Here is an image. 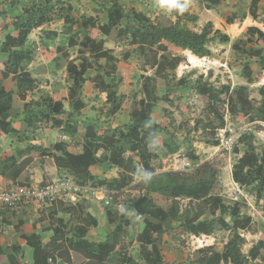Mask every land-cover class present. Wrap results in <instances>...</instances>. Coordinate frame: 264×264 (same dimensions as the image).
<instances>
[{"label":"trees","instance_id":"obj_1","mask_svg":"<svg viewBox=\"0 0 264 264\" xmlns=\"http://www.w3.org/2000/svg\"><path fill=\"white\" fill-rule=\"evenodd\" d=\"M73 1L43 0V3L27 6L23 10V15L12 23L17 36L8 34L4 41H0V53H9L11 56L7 63L0 62V70L3 78H9L11 75L16 78L22 100H26L27 92L35 88V80L29 72L19 73L20 63L25 59L30 60L33 54L23 48L34 30L44 28L56 20L63 21V34L69 36L67 47L75 48L77 54L73 58L60 46L55 50L43 49L44 59L47 61L55 59L57 64L66 67L73 78L74 83L69 90V97L76 111L85 105L80 99V93L86 81V74L94 70L95 88L99 93L107 94L110 116H115L120 110L129 107H126L127 98L118 94L119 85L115 77L118 61L113 52L105 47L106 41L98 39L99 31L108 41L125 42L129 46L123 57L125 60L129 58L130 52H135L140 56L145 69H155V78L152 81L156 86L163 83L166 86V81L177 78L176 74L170 72L175 71L186 59L176 53L188 51L198 58H209L212 56L213 43L228 44L231 41L230 36L215 29L212 22H208L199 32L190 29L185 23H196L199 18L190 14L188 10L182 15L176 12L170 13L169 16L158 14L152 21L134 8L127 10L116 0H111L109 7L104 6L96 10L95 16L81 17L80 21L86 34L79 38L73 32L79 23L73 16ZM224 1L226 0H202L208 10H216ZM258 3L259 0H252L250 5L255 19L258 18ZM105 13L107 22L101 24L100 18ZM226 22L231 25L234 19L228 18ZM245 33L249 35L245 44L235 42L232 48L246 59H256L258 67L264 71V33L256 28H249ZM101 60H105L111 68L102 65L94 67V62L99 63ZM243 76L248 84L257 83L262 78L260 74L254 75L249 62L243 67ZM108 79H111V82L108 83ZM202 80L203 77H199L194 89L203 98L212 116L205 125L214 137L210 144L214 146L220 144L215 138L220 130H225V113L222 109L226 106L229 114L240 118L241 121L256 113L257 119L264 122V100L257 106L249 96L248 86L232 88L223 85L216 88ZM183 83L184 79L178 81V84ZM143 91L145 98L131 108L132 124L118 128L106 127L103 133L99 134L100 123L95 120L85 121L88 126L78 129L71 119L65 121L61 118L66 113L63 102L55 101L47 94H43L37 101L27 103L25 118L15 122L9 115L8 103L2 99L7 96L6 92L0 86V132L11 135L13 139L20 138L27 132L49 131L53 128H62L71 135L83 134L85 145L79 155L69 154L64 142H58L51 148L31 146L26 149L27 153L33 150L32 152H36L34 155L53 159L58 171L68 173L80 186L92 184L95 187H105L109 191L122 192L133 184L141 168L142 173L148 178H143L137 183L141 194L131 200L130 206L136 216L142 219L141 233L137 241L141 243V252L146 264H165L162 252L163 239L173 228L174 223H180L183 233H194L199 236L210 237L222 229L230 232V238L222 252L214 250L213 247L199 249L194 252L189 264H264L263 239L259 240L248 254L243 253L244 240L241 232L254 234L257 233L258 227L251 216L242 215V207L238 201L220 196L210 197L212 214L220 212L221 215L219 218L200 222L197 221L198 217L189 219L190 211L181 208L178 199L183 193L193 194L192 198L196 200L210 193L213 180L198 178L200 167L193 177L173 172L156 174L153 162L158 160L160 149L155 145L154 139L161 127L152 118V111L158 103L171 102L172 99L160 97L148 85L144 86ZM69 114L72 115V112ZM253 139L254 137L249 135L246 140H240L244 151L232 171V178L241 188H252L257 201L264 202V153L262 156L257 153L256 147L252 145ZM150 146H153V152ZM165 148L170 154L178 151L177 147L169 145ZM99 151H102L100 158L97 157ZM234 152L238 154L240 151L235 148ZM100 161L120 169L123 173L118 179L97 180L90 173V169ZM6 164L9 168L16 165L13 159ZM29 172L32 174L27 175ZM33 175L32 167L27 170L21 167L12 175V179L22 185H31ZM155 195H162L171 200V205L168 208L158 206L155 203ZM73 210L74 208L66 209L70 213ZM106 213L109 222L116 224V227L108 233L103 242L94 243L86 238L89 228L97 226V221L90 216L82 218V225L78 228L71 225L72 220L64 225L63 220L57 219L56 224L49 229L53 232V237L46 246L42 244L40 235L29 237L27 243L34 249V264H55L56 257L69 260L72 264H108L110 257L121 251L126 231L131 223L125 220L124 215L120 216L119 221L112 218L110 207H106ZM223 215L229 216L233 220L232 224L224 220ZM120 261L122 264H137L133 257L121 252ZM14 262L13 256H8L0 250V264Z\"/></svg>","mask_w":264,"mask_h":264},{"label":"rangeland","instance_id":"obj_2","mask_svg":"<svg viewBox=\"0 0 264 264\" xmlns=\"http://www.w3.org/2000/svg\"><path fill=\"white\" fill-rule=\"evenodd\" d=\"M122 4L127 10L134 8L135 10L145 14L152 21L158 14L170 15L165 11L159 10L155 7V0H116ZM33 3H43V0H28L27 5ZM111 0H74L72 5L74 8L73 16L79 20V23L74 28V34L83 38L86 34L81 24L82 16H95V11L102 9L104 6L109 7ZM249 0H237L236 2L229 1V4L221 6L216 10H208L203 4L202 0H189L188 11L192 15L198 16L196 23H185L190 29L201 31L208 22H212L215 29L222 32H228L230 35V43L220 44L213 43L211 45L212 56L209 58L200 59L194 63L190 62V54L187 51L176 53L182 55L186 61L182 63L175 71L170 72L176 74L177 78L171 81L156 86L153 83L155 78V69H145L141 63L140 56L135 52H130L129 58L124 59L129 46L125 42L115 43L108 41L107 37L99 31V40H105V47L111 50L117 59L116 68V82L119 85L118 92L127 97L126 107L122 112L116 116H110V106L107 104L106 95L97 92L92 86L88 88L83 87L80 93V99L84 102V107L77 114L74 113L76 120L79 118L81 122H77V126L82 128L87 121V117H95L96 121L100 123L101 129L113 126L114 123L123 121V117L127 116L134 104L139 99L144 98V86L148 85L160 97L171 98L172 101L160 102L152 111V118L160 125L161 129L158 131L154 139L155 145L160 149L158 151V160L153 162L156 167V174L161 173H185L187 177L195 176L198 171V178L213 180L210 193L201 199L192 198L193 194L183 193L178 199L180 206L184 210H189L192 217H198L197 221H207L212 218H219L220 212L212 214V207L210 206V197L220 196L231 200L238 201L242 207L243 216H251L254 223L257 224V233L241 232L243 236V252L248 253L249 249L256 244L260 239L264 240V202L257 201L255 192L252 188L245 189L235 184L232 178V171L237 165L239 158L242 156L244 147L240 140H246L249 135H252V145L256 147L257 153L260 156L264 153V122L256 117V113L249 115L243 121L240 118L231 116L228 112L227 106L222 109L225 113L226 127L225 130H220L216 135V140L220 144L214 146L210 144L214 137L210 131L205 128L209 118H212L207 104L203 98L199 96L194 89V85L198 82L199 77H203L202 82H208L216 88L223 85L231 86L232 88L239 86H248L249 96L259 106L264 100V73L260 74L261 80L254 84H248L247 79L243 76V66L249 61L252 71H258L255 59L247 60L245 57L236 53L232 45L235 42L245 44L247 36L242 34L236 35L229 28L225 20L227 17L238 18L234 13L235 9L246 11L248 9ZM262 6H264L262 4ZM242 13V12H241ZM237 21V20H236ZM106 13L100 18L101 24H106ZM262 23L264 24V16H262ZM63 21L56 20L50 25L45 26L42 30H36L35 38L30 40L23 50H30L32 60L35 64L43 62V49L55 50L57 47H64L65 52H69L71 57L76 56L75 48H68L67 41L69 36L63 34ZM236 31V27H234ZM253 45V44H252ZM47 61V60H45ZM47 62L49 68H54L56 73H53L46 81L48 88L46 91L52 94L53 98H64L70 85V79L67 69L62 68L55 61ZM99 65L111 68L110 64H106L105 60L94 62V67ZM58 69H56V67ZM226 66L228 70L225 69ZM95 75V71H91ZM89 72V73H91ZM88 73V74H89ZM180 79H184L183 85L178 84ZM110 82V79L107 80ZM87 80L85 81V83ZM84 83V86H85ZM148 99V96L146 100ZM69 113L72 112L67 108ZM64 116V119H69L72 116ZM71 116V117H70ZM73 120V118H71ZM100 129V128H99ZM98 129V130H99ZM60 131V130H59ZM100 132V131H99ZM227 132V133H226ZM58 140H62L65 136L64 132L58 133ZM70 136L69 134H67ZM80 135H77L78 137ZM73 137L68 140V145L75 147L80 143V139ZM83 138L82 136H80ZM233 138L234 146L231 150L226 151L223 143L226 139ZM49 144V141L47 142ZM166 145L177 147L178 151L170 154L169 150L165 148ZM153 152V146H150ZM238 148L239 153H235L234 149ZM196 158V159H195ZM189 165V166H188ZM93 174L104 179H117L120 177L118 171L110 166L107 171L101 166L92 168ZM143 178H148L140 170V174L135 178L133 184L123 190L122 192L104 191V195L100 192V188L87 186L90 188L91 198L96 201L97 206L101 211L110 207L112 218L125 216V220L131 223V226L126 231V236L122 243L121 253L133 257L137 264H146L143 254L141 252V245L137 242V236L141 233L140 224L142 219L136 216L134 210L131 208V200L137 198L140 194V187L137 185ZM75 182V181H74ZM76 183V182H75ZM76 185H78L76 183ZM79 186V185H78ZM88 190V191H89ZM84 192V189L82 190ZM87 191V192H88ZM87 192L84 194H87ZM81 194V193H79ZM108 202V204H107ZM155 203L158 206L168 208L171 205V200L166 199L162 195H155ZM224 220H232L229 216L223 215ZM116 227V224L110 225L108 222L101 224L102 233H109ZM230 238V232L226 230H218L213 236L203 238V236L194 233H183L180 223H174L173 228L164 235L162 252L165 264H189L193 259L192 256L195 251L206 247H213L214 250L222 252ZM120 252L115 254L111 260V264H121Z\"/></svg>","mask_w":264,"mask_h":264},{"label":"crops","instance_id":"obj_3","mask_svg":"<svg viewBox=\"0 0 264 264\" xmlns=\"http://www.w3.org/2000/svg\"><path fill=\"white\" fill-rule=\"evenodd\" d=\"M229 1L236 2L237 0H226L222 2L219 8L221 6H225L226 4H229ZM251 1L252 0H249L248 9L246 11H241L239 8L235 9L234 13L239 16L238 18L237 17L235 19L233 17L226 18V20L228 18L234 19L233 24L228 25L225 20L226 25L229 28H231L233 33H235L238 36H241L242 34H244L247 36V39L249 38V35L245 33V31L249 28H256L259 31L264 33V24L262 23V16H264V6H262V4L264 5V0H259L258 6H257L258 8L257 9V15H258L257 19L253 17V13L251 12V8H250ZM27 2L28 0H0V41H4L5 37L8 34H11L14 37L17 36V32L14 31L12 28V23L15 20H17V18L23 15L24 8L28 6ZM234 27L237 28L236 31L235 29H233ZM42 29L43 28H40L37 30H42ZM35 33H37L36 30H34L30 34L28 42H30V40L35 38V35H36ZM226 34L229 35L228 32ZM189 56L191 57L194 55L190 54ZM10 58L11 56L9 53H0L1 63H7ZM53 60L56 63L55 59H52L51 61ZM47 62H50V61L44 60L43 62L34 65L35 60H32L31 58L30 60L25 59L22 63H20L19 73L27 71L31 74L32 78L35 80V88L32 91L27 92L26 100H22L20 98L19 87H18L16 78H14L13 75H11L9 78H3L2 70H0V86L5 90L6 95H7L5 98H2V99L8 103V106L10 108L9 115L11 119L14 120L15 122L22 121L25 118L26 116L25 111H26L27 103H30L33 100L34 101L39 100L43 94H47V95H50V97H52V94L49 91L48 92L46 91V89L48 88L47 87L48 82L46 80L49 77H51L53 73H56V70L54 68H49L47 65H45L47 64ZM255 63H256V59H255ZM62 68H64V66ZM56 69L58 68L56 67ZM225 69L228 70V67L226 66ZM91 71H94V70H90L89 72ZM256 72L264 73V71L261 70L259 67H258V71H254V73ZM88 73L85 76L87 82L85 83L84 87L88 88V85L89 86L91 85L92 88L96 90L95 83L93 81V78L95 75H93L92 72L89 74ZM69 79H70V85L67 89V92L63 96L64 98H53V97L52 98L55 101L63 102L64 109L66 111L65 113L66 116H68V113H69V111H67L69 109L67 108H70L72 110V115H71L72 117L71 116L70 117L73 118V120L71 118L69 119H71L74 124L78 125L77 122H81V121L79 118L76 120V118L74 117V113L78 114L81 110H78V111L74 110V107L71 104L70 97H69V90L72 87L74 80L70 75H69ZM110 82H111V79H110ZM118 94L120 95L121 93L118 92ZM104 95H106L105 102L107 103V94L104 93ZM141 99H139V101ZM122 110H120L115 116H112V117L118 116L122 112ZM130 113H131V110L127 116L123 117V121L119 123H114L113 126L111 125L110 127L118 128V127H124L125 125L132 124ZM64 116H61V118L64 119ZM87 119L90 121L95 120V122L97 120L95 119V117H89V118L87 117ZM64 120L66 121L68 119L66 118ZM86 126H88V124L85 122L84 126L78 129H83ZM104 129L105 128L101 129L100 127L99 134H102ZM59 130L65 133V136L62 137V140L57 139L59 136L58 133L60 132ZM67 134L69 133L65 132L62 128L61 129L53 128V129H50L49 131L39 130L35 132H27L25 134H22L20 138L13 139L11 135L5 132H0V162H1L0 163V189H9V188H13L16 185H22L18 181H14L12 179V175L21 167L26 168V170L29 167L33 168V173H34L33 183H32L33 185H44L46 183L52 182L53 180H55L56 178L64 174L69 175L66 172H59L55 166L53 159L47 158L44 156L34 155V153L36 152H32L33 150H29L30 151L29 153H27L26 151V149L31 146H42L43 148H51L53 145H55L58 142H64L67 145V152L69 154H73V155L81 154L83 152V146L85 145L83 134H77V135L82 136L83 138H81L80 136L76 137L77 135H71V134H69L70 136H68ZM73 137L80 139V143L75 147H71V145H68V140ZM48 141H49V144L47 143ZM101 154H102V151H99L97 154V157L100 158ZM11 159H13L16 164L14 168H9V166L6 164ZM96 166H101L106 171H107V167L110 166L112 168H115V170L118 171L119 174L123 173L120 169L113 167L106 162L100 161L99 163H97V165L93 167H96ZM92 168L90 169V173L97 180H100V181L109 180V179H104L102 177L94 175ZM139 170H142V169L140 168ZM25 172H28V171H25ZM29 174H32V173L31 172L27 173V175ZM70 177L76 182V180L72 176ZM110 180H114V179H110ZM89 185L92 187H95L92 184L81 186L84 189L85 193L90 189V188H85ZM95 188H100V192L98 191V193H102L103 195H104V191L106 192L109 191L105 187L97 186ZM84 192L82 191L81 194L78 193L70 197L66 201H58L54 203L53 205H51L50 207H46L41 210H37L35 207H30V208H27L21 214H18V215L13 214L11 217H9L6 223L2 225V228H0V250H2V252L8 256H13L15 258L14 264H34V249L31 246H29V244L27 243V239L29 237H31L32 235H40L42 239V244L46 246L47 244L51 242V238L53 237V232L49 229H51L56 224L55 221L57 219L63 220L64 225L69 224V222H71L72 220L71 225L77 226L78 228L79 226L82 225L81 219L87 216L94 218L95 221H97V226L89 228L86 238L90 242H94V243L105 241L108 233H102L101 224L103 222H108L110 225H113V224L109 222V217L107 216L106 210L103 209V211H101V209L99 208L100 206H97L98 204H96V201L93 200L91 196L88 195L91 193L90 190L87 192V194H84ZM68 208H74L73 212L70 213L66 211V209ZM226 221L228 222V219ZM232 222L231 223L228 222V223L232 224ZM113 230L114 229H112V231ZM68 237H70V235ZM256 244H254L249 249L248 253ZM139 245H141V243H139ZM123 254H126V253H123ZM114 256L115 255L110 257L108 264H111V260L113 259ZM54 261H55V264H72L69 260H64V259H60L57 257L55 258Z\"/></svg>","mask_w":264,"mask_h":264},{"label":"built area","instance_id":"obj_4","mask_svg":"<svg viewBox=\"0 0 264 264\" xmlns=\"http://www.w3.org/2000/svg\"><path fill=\"white\" fill-rule=\"evenodd\" d=\"M233 146V138H228L223 143L226 151L231 150ZM82 190L83 188L76 185L67 174L44 185H16L11 189H0V221L13 214H21L30 207L43 209L55 202L66 201Z\"/></svg>","mask_w":264,"mask_h":264},{"label":"clouds","instance_id":"obj_5","mask_svg":"<svg viewBox=\"0 0 264 264\" xmlns=\"http://www.w3.org/2000/svg\"><path fill=\"white\" fill-rule=\"evenodd\" d=\"M155 7L158 8L159 10L165 11L167 13L176 12V13L182 15L184 12H186L188 10L189 0H155ZM206 58H208V57H206ZM206 58H199V59H204V61H205ZM31 185H33V184H31ZM9 189H11V188H9ZM37 210H41V209H37ZM8 219L9 218H5L2 221H0V228H2V225L4 223H6V221ZM202 236H204V235H202ZM206 237H208V236H206Z\"/></svg>","mask_w":264,"mask_h":264},{"label":"bare ground","instance_id":"obj_6","mask_svg":"<svg viewBox=\"0 0 264 264\" xmlns=\"http://www.w3.org/2000/svg\"><path fill=\"white\" fill-rule=\"evenodd\" d=\"M190 61H191L192 63H196V62L200 61V59H199L198 57H196V56H191V57H190Z\"/></svg>","mask_w":264,"mask_h":264}]
</instances>
